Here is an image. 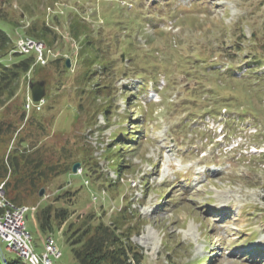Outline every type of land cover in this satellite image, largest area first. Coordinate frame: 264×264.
Wrapping results in <instances>:
<instances>
[{
  "label": "rangeland",
  "instance_id": "rangeland-1",
  "mask_svg": "<svg viewBox=\"0 0 264 264\" xmlns=\"http://www.w3.org/2000/svg\"><path fill=\"white\" fill-rule=\"evenodd\" d=\"M32 24L35 30L47 28L44 38L26 31ZM0 34L8 40L7 49L0 50L4 64L19 59L12 47L21 34L45 41L57 54L47 64H34L21 73L10 96L1 95L0 124L12 123L16 134L0 138V156L6 159L14 145L21 147L16 143L19 135L32 139L29 132H36L41 122L45 129L38 139L44 154L70 167L78 163L75 173L70 168L40 185L37 193L43 189L42 196L36 193L27 203L67 206L74 227L88 215L94 216L92 222L108 224L122 212L133 227L120 229L130 233L131 242L142 251V264H202L203 259L196 260L209 248H217L216 258L204 264H264L243 259L233 249L264 248V167H255L252 155L229 161L226 154H217L218 144L208 140L211 123L192 121L186 137L175 128L187 113L191 92L186 88L200 85L227 96L238 93L239 82L233 84L227 74L218 81L196 73L188 77L182 66L207 63L202 56L217 65L244 66L254 36L253 43L264 53V0H0ZM237 42L243 49H237ZM156 77L157 90L152 81H137ZM36 81L44 82L45 103L34 113L23 104ZM137 86L144 91L134 92ZM136 96L141 103L153 100L145 121L144 105H138ZM203 96L206 106L214 107L207 92ZM105 106L110 108L108 121L102 114ZM227 112L240 113L235 108ZM118 128L139 138L117 142ZM189 137L191 143L178 145ZM213 161L220 165H210ZM123 163L124 171L117 175L116 167ZM142 178L147 186H142ZM212 206L219 213H208ZM246 207L256 212L248 214ZM25 223L34 250L41 253L45 233L33 210L26 213ZM60 227L53 236L61 256L53 264H77ZM7 253L0 240V260Z\"/></svg>",
  "mask_w": 264,
  "mask_h": 264
},
{
  "label": "trees",
  "instance_id": "trees-1",
  "mask_svg": "<svg viewBox=\"0 0 264 264\" xmlns=\"http://www.w3.org/2000/svg\"><path fill=\"white\" fill-rule=\"evenodd\" d=\"M34 25L32 24L26 31L33 36L44 38V35L48 32L47 28L41 26L35 30ZM72 32L73 35L77 36L73 30ZM251 39L254 42L256 41L255 36ZM7 47V38L0 34V50L7 49ZM237 47H241L238 42ZM254 51L252 52L251 61L257 64L264 62V53L258 50V45L254 48ZM97 52L99 53V51ZM32 64V56H20L18 60H13L8 65L0 62V97L1 95L8 97L12 94L10 92L12 86L15 85L21 73L28 72ZM98 89L97 87L96 95L101 93L98 92ZM107 107L105 106L102 113L106 121L110 119L109 108ZM21 117L24 119V112ZM35 129L36 132H29L34 136L32 139L28 140L19 135L16 143H19L21 147L14 145L6 159L0 156V181L5 180L4 194L17 204L30 202L40 185L48 182L53 176L68 172L71 168L69 163L61 160L51 161V158L44 154V149L39 144L38 138L45 127L43 123L38 122V127ZM127 132L129 133L128 129L119 128L117 130V140L126 138L123 134L127 135L125 134ZM12 134H16L12 123L0 124V138ZM36 135L38 136L36 137ZM106 150L110 151V148ZM119 159L121 161L123 157L120 156ZM83 166L84 168L88 166L86 159ZM124 167V163L120 164L116 167V173L122 174ZM64 193L67 194L69 191L67 190ZM56 197L62 196L57 194ZM121 213L113 222L108 224L102 220L92 222L94 216L88 215L74 227L75 220L68 221L71 212L67 206H53L51 203H47L37 209L35 218L42 233L53 232L62 223H67L64 233L77 264H142L144 255L140 248L131 242L130 233L120 229V227L126 226L125 229L130 230L133 227L126 224L127 218ZM0 264L28 263L13 253H7L0 260Z\"/></svg>",
  "mask_w": 264,
  "mask_h": 264
},
{
  "label": "built area",
  "instance_id": "built-area-1",
  "mask_svg": "<svg viewBox=\"0 0 264 264\" xmlns=\"http://www.w3.org/2000/svg\"><path fill=\"white\" fill-rule=\"evenodd\" d=\"M28 206L16 205L6 200L0 186V238L4 240L9 249L29 260L44 258L48 264H52L51 257L57 258L60 250L55 246L51 235L45 237V250L41 255H27V246L30 244V235L24 224V214Z\"/></svg>",
  "mask_w": 264,
  "mask_h": 264
},
{
  "label": "water",
  "instance_id": "water-1",
  "mask_svg": "<svg viewBox=\"0 0 264 264\" xmlns=\"http://www.w3.org/2000/svg\"><path fill=\"white\" fill-rule=\"evenodd\" d=\"M30 93H31V97H32V100H39L42 98V96L44 95V82L43 81H36V82H33L31 85H30ZM77 164H74L73 165V170H75V167H76ZM42 190H40V193L39 194H42Z\"/></svg>",
  "mask_w": 264,
  "mask_h": 264
},
{
  "label": "bare ground",
  "instance_id": "bare-ground-1",
  "mask_svg": "<svg viewBox=\"0 0 264 264\" xmlns=\"http://www.w3.org/2000/svg\"><path fill=\"white\" fill-rule=\"evenodd\" d=\"M27 255H34V251L31 246H27ZM30 264H48L44 258H36V261L29 260L26 258Z\"/></svg>",
  "mask_w": 264,
  "mask_h": 264
}]
</instances>
